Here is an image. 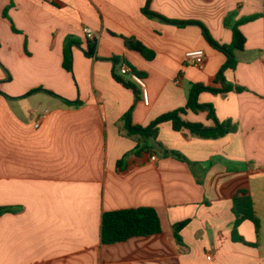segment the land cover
<instances>
[{
  "label": "crops",
  "instance_id": "obj_1",
  "mask_svg": "<svg viewBox=\"0 0 264 264\" xmlns=\"http://www.w3.org/2000/svg\"><path fill=\"white\" fill-rule=\"evenodd\" d=\"M147 4L0 0V208L10 209L0 216V264H264V0L150 1L151 11L200 22L228 46L237 21L260 17L241 25L245 49L235 51L236 68L224 72L227 84L245 90L199 94L238 129L205 139L165 122L155 149L138 153V142L124 133L125 116L148 126L185 107L196 84L223 89L218 74L228 59L201 26L149 16ZM85 28L97 36L94 56L85 53ZM69 36L82 42L73 47L72 72L63 65ZM124 37L155 58L129 49ZM190 50H204V64L187 63ZM123 62L145 78L149 103L139 87L137 93L116 79ZM39 87L83 104L45 92L24 97ZM209 115L188 110L183 118L215 127ZM240 190L251 192L261 218L257 247L232 239ZM139 207L158 211L162 232L103 244L104 213ZM184 221L179 243L173 228ZM248 223L239 233L256 242Z\"/></svg>",
  "mask_w": 264,
  "mask_h": 264
},
{
  "label": "trees",
  "instance_id": "obj_2",
  "mask_svg": "<svg viewBox=\"0 0 264 264\" xmlns=\"http://www.w3.org/2000/svg\"><path fill=\"white\" fill-rule=\"evenodd\" d=\"M151 0H148V4L144 9V12L152 17L160 18L169 23H175L178 25H186L189 23H195L201 26L203 29L204 37L207 42L215 49L223 52L227 56V62L221 68L218 79L224 84L223 89H216L204 84H196L193 86L187 105L183 108L176 109L171 112L164 113L155 119L148 126L134 125L131 120L132 113L129 112L125 116V126L124 133L134 138L137 142V152L142 151L151 152L155 149V146L152 145L153 140H157L159 136L160 125L165 122H171L174 130L181 131L182 129H188L190 132L197 137L205 139H217L226 136L229 133L236 131L237 125L232 121H220L215 116V111L212 105L210 104H201L199 102V94L201 91H212L215 93L219 92H229L233 89L237 91H243V87H234L231 84H227L224 78V72L231 68L234 69L237 66V59L235 57V51H243L247 42L246 36L241 30V25L253 21L260 17L259 15L251 16L248 18L240 19L233 26V41L231 45H223L213 38L208 29L200 22H179L176 20L168 19L167 17L157 14L150 10L149 4ZM3 16L9 18L7 9L3 11ZM125 45L134 51L141 53L147 60H153L155 58V53L144 46L141 42L125 38ZM82 42L73 36H69L65 43L64 47V68L72 72L73 71V47L81 46ZM97 41L89 40L85 53L88 56H94L96 54ZM138 73V72H137ZM142 76L141 73H138ZM116 79L122 83L124 86L134 89L138 93V86L131 82V80L125 79L126 76L115 74ZM37 92H45L49 95L62 98L55 94L54 92L45 89L43 87L35 88L25 94L24 97L30 96ZM63 101L70 106H80L83 104L81 100L71 101L66 98H62ZM209 110L210 118L214 119L216 126L209 128L198 122L187 121L183 118V115L186 114L188 110L198 112L200 110ZM172 154L179 158L185 160V158L177 153L172 152ZM10 211L9 208L2 207L0 208V216ZM232 211L235 215V222L232 229V239L235 242H241L243 244L257 247L259 246V239L262 230V222L259 217L256 208L253 196L248 190L238 191L233 198ZM244 221H250L255 227L256 242H248L246 239L239 233V226ZM189 223V221L180 222L174 225V235L179 243H182V238L180 235L181 230ZM162 222L161 217L158 211L152 207H139L132 209H123L115 210L104 213L103 223H102V243L107 245L117 244L125 242L133 237H147L162 232Z\"/></svg>",
  "mask_w": 264,
  "mask_h": 264
},
{
  "label": "built area",
  "instance_id": "obj_3",
  "mask_svg": "<svg viewBox=\"0 0 264 264\" xmlns=\"http://www.w3.org/2000/svg\"><path fill=\"white\" fill-rule=\"evenodd\" d=\"M85 33L89 40L97 41V36L94 33V31L90 28H85ZM205 51L204 50H190L187 51L185 54V61L189 64L200 66L204 64L205 62ZM120 73L123 76H129L131 82L136 84L143 95V100L146 103H149V92H148V86L145 78L135 72L126 62H123L120 64ZM156 156H152V160H156ZM209 259H211V255L208 256Z\"/></svg>",
  "mask_w": 264,
  "mask_h": 264
},
{
  "label": "rangeland",
  "instance_id": "obj_4",
  "mask_svg": "<svg viewBox=\"0 0 264 264\" xmlns=\"http://www.w3.org/2000/svg\"><path fill=\"white\" fill-rule=\"evenodd\" d=\"M248 224H250V226H252L253 227V225H251V223H248ZM264 225V224H263ZM253 229H254V227H253ZM255 230V229H254ZM256 233V232H255Z\"/></svg>",
  "mask_w": 264,
  "mask_h": 264
}]
</instances>
